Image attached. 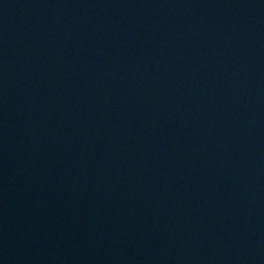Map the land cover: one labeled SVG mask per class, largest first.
Here are the masks:
<instances>
[{"label": "water", "instance_id": "95a60500", "mask_svg": "<svg viewBox=\"0 0 264 264\" xmlns=\"http://www.w3.org/2000/svg\"><path fill=\"white\" fill-rule=\"evenodd\" d=\"M0 264H264V0H0Z\"/></svg>", "mask_w": 264, "mask_h": 264}]
</instances>
